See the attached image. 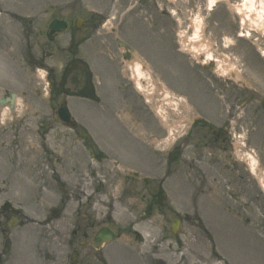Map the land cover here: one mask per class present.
Returning a JSON list of instances; mask_svg holds the SVG:
<instances>
[{
	"label": "rangeland",
	"instance_id": "1",
	"mask_svg": "<svg viewBox=\"0 0 264 264\" xmlns=\"http://www.w3.org/2000/svg\"><path fill=\"white\" fill-rule=\"evenodd\" d=\"M239 1L218 0L208 10L207 0H0V95L4 89L17 92L13 114L33 127L51 118L61 99L75 121L69 133L52 127L49 135L58 142L50 145L48 161L40 153L35 165L25 158L33 129L7 134L12 157L24 161L10 179L12 188L26 180L38 184L32 188L36 200L28 201L29 191L18 197L23 214L39 220L32 234L16 229L8 264H72L73 253L74 264L80 258L88 264H264V188L256 176L264 175V31L245 35L232 9ZM253 3L258 8L259 0ZM197 13L212 57L223 55L234 67L228 76L219 75L204 55L195 59L181 48L179 34H192L189 19ZM54 17L71 27L51 37L46 28ZM79 17L85 21L71 32ZM72 33L85 41L69 44ZM117 39L137 52L145 75L139 77L142 91L126 66L136 59L121 56ZM71 54L82 58H67ZM71 59L86 62L95 92L106 98L102 105L79 97L49 98L47 78L58 81ZM73 75L78 76L67 73L68 89ZM150 87L152 101L145 94ZM26 100L27 107H20ZM156 101L166 118L154 110ZM1 114L4 120L13 115ZM196 116L225 130L226 150L197 143L200 130L184 139ZM83 131L86 143L107 158L90 157ZM180 138L178 159L174 149ZM61 151L65 164L53 166L51 157ZM1 164L13 167L5 159ZM174 218L181 220L175 235ZM128 223L141 240L121 236L98 252L79 246L78 231L86 225L93 232Z\"/></svg>",
	"mask_w": 264,
	"mask_h": 264
},
{
	"label": "flooded vegetation",
	"instance_id": "2",
	"mask_svg": "<svg viewBox=\"0 0 264 264\" xmlns=\"http://www.w3.org/2000/svg\"><path fill=\"white\" fill-rule=\"evenodd\" d=\"M68 28L70 29V25ZM78 31L79 30H77L76 28H71V32H78ZM81 37H85V36L79 35V38H77L76 34H74L72 37L69 38V44L77 42V44L73 45L77 47V45L80 42L85 41V38H81ZM123 55L126 58H129L128 52L124 53ZM67 58H82V57L73 56L71 54ZM68 67L69 68L65 70L63 76L61 75L58 81H55L54 75H52L51 78L50 77L47 78L49 81V88H48L49 90L48 94H50L49 98L50 96L51 98H54L57 96L71 97L72 95L73 96L75 95V96H80V98L82 99L86 98V99L94 100L99 105H102V101L104 99L106 100V98L105 96L101 95V93L98 95V93L95 92V89L93 88V84L90 79L92 74L90 71H88L86 62L82 60L71 59L69 61ZM70 72L71 73L74 72L78 76L73 75V77L71 78V80L73 81V87L68 89L67 87H65V85L68 83L67 81L69 80L67 73ZM74 78H78L79 83L74 81L75 80ZM6 91L7 90L4 89V92L2 93L1 96H4L6 94ZM28 100L32 101L33 99L32 97H30ZM28 100H26L25 103L21 104L22 108L27 107V104L29 103ZM59 106L67 107V104L64 99L59 100L58 103L51 108V112H52L51 118L43 119L42 121H40V123L36 124L35 127L31 126L32 125L31 122L27 123L22 118L19 119L18 123H11L9 125L7 123L11 122L12 120H0V264H8V262H10L11 257L14 256L12 246L16 241V232H17L16 229L26 227L30 229V234H32V231H37V226L39 223V220H37V216L34 217L32 215L23 214L22 206L20 205V203L21 204L23 203V199L18 197L20 196L19 192L23 191L26 193L27 191H29L31 196H28V201L30 199L36 200L35 194H33V192L36 191V189L32 191V188L37 187L38 184H32L28 180H26V182H23L24 184L21 183L23 185V188L22 185H19L18 189L12 188L13 183L10 182V179H12L13 177L15 178L16 174L22 170L19 169V167L24 163V161L23 163H20L18 162V160H16V157H12L14 155L11 154L12 149H11V145H9L7 142L8 139L7 134L11 133V135H13L14 132L16 133L22 130L27 131L29 133L33 129L34 134L33 137L31 138V144L29 147L30 151L28 152V154H26L25 158H28L30 156L31 159L29 161H31V163L35 165L37 161H40L39 154L41 153L43 155L41 159L45 157L44 161L47 162L48 156L51 155L50 145L54 147L58 142L55 136L49 135L51 129H53L52 127L56 126L59 130L61 129L63 132L68 131L69 133L72 125L75 123V121L72 119H69L68 122H63L59 119L57 113V109ZM189 129L186 131V134H184L185 135L184 139H186L190 135L189 132L191 130H192L191 133L194 130H200L201 136L199 137V140L196 141L197 143H202L205 147H207V145L209 146L211 145L215 149L226 150V132L224 129L217 131L213 129L212 125L208 121H198L195 126L191 125ZM68 133H64V134L66 136H69ZM179 136L182 137L181 134ZM87 140L88 137H86V139L83 140L84 149L92 150L94 154V159L96 160L105 159L106 155L100 152L95 146L88 145L86 143ZM182 146H183V138H180L179 142L176 144V147L174 149L178 159L180 157V154H182L181 152ZM27 148L28 146H26V149ZM101 149L103 150L104 148ZM6 155H11V156H6ZM63 155H65L64 151L59 152L57 155H53L51 157V164L53 166L54 165L62 166L63 163L65 164ZM3 159H5L7 162H10L13 167H8V169H4L3 168L4 166L1 164V162H3ZM12 162L14 163L15 166L13 165ZM53 173L54 171L52 170V175H50V180L54 176ZM42 176L44 180V177H46L45 174L43 175L42 173ZM37 180L39 181V178H37ZM39 186L42 187V189L47 188L46 184L45 185L40 184ZM16 191L17 193L15 194ZM36 196H38V194ZM25 208H26V212L27 209H30L29 206H26ZM30 211H33V209H30ZM123 227L127 229L125 237H127V239L130 242L132 238H135L136 240H140L139 233L135 230L134 224L131 223L125 224L123 225ZM118 228L119 226L115 227L114 229L109 228L110 230L113 231L115 239H119L121 237L118 236V232H119ZM97 230L93 232L90 231V227H88V225L84 226V229L80 228L78 231L79 235H81V239L79 240V246L87 247L86 245H89L92 247L94 251L96 252L101 251L104 245L101 246L100 248H96L94 247L93 244V240H94L93 238ZM72 234L76 235L77 230L73 229ZM71 237L72 235H69L70 239ZM35 244L36 243H34V245ZM78 260L80 261H77L78 263L75 264H88L86 259L80 258Z\"/></svg>",
	"mask_w": 264,
	"mask_h": 264
},
{
	"label": "bare ground",
	"instance_id": "3",
	"mask_svg": "<svg viewBox=\"0 0 264 264\" xmlns=\"http://www.w3.org/2000/svg\"><path fill=\"white\" fill-rule=\"evenodd\" d=\"M217 1L218 0H207V9L210 10ZM254 1L255 0H240L236 5H234V7H232L233 11L239 16L240 26L246 29L245 35H249V30H254L259 33L264 31V0H259L258 8H255L253 3ZM189 22L191 25L192 34L189 36L184 32L179 34L181 48L189 52L195 59H198L199 55H204V61H210L212 66H215L217 73L221 76H228L230 73H232L234 71V67L227 60V58H223V55H221L222 58H213L211 52H209L208 48L210 43L208 40H206V37L203 33V19L201 15L197 13L189 19ZM134 59L136 60H134L132 63H128L126 66L128 69H130L131 79H133L136 89L142 91V85L139 82V77H145L144 73L142 72L143 70L140 68L142 63L137 61L138 56H136ZM145 94L146 98L152 101V87H150L149 90H146ZM165 96L167 97L165 100L166 103L170 104L172 107V101L170 100L167 92ZM174 107L177 108L176 106ZM164 108L165 107L163 104L160 105V103L156 101V107H154V110H156V112L161 116L160 118H166L165 111H163ZM177 126L179 125L177 124ZM171 137L172 129L171 127H168V136L165 138V141L167 143L171 142ZM248 162L251 167H254L256 164L255 159L250 155H248ZM256 176L264 188V175L257 174ZM116 190L120 194V190H118V188Z\"/></svg>",
	"mask_w": 264,
	"mask_h": 264
},
{
	"label": "water",
	"instance_id": "4",
	"mask_svg": "<svg viewBox=\"0 0 264 264\" xmlns=\"http://www.w3.org/2000/svg\"><path fill=\"white\" fill-rule=\"evenodd\" d=\"M66 27V22L64 20H61V19H53L50 21L49 25H48V32L49 31H53L54 33H57L61 30H63L64 28ZM120 45H122L124 48L127 49V46L123 43H119ZM132 51V49H131ZM12 98H13V95H11ZM12 101V100H11ZM62 112V118L63 119H66L68 117V114L66 113V111H61ZM172 230L174 231L175 228H176V225L173 224L172 225ZM112 237V233H110L106 228H103L101 229L98 233H97V236L95 237L94 241L96 243H100V241L102 240H106L108 238H111Z\"/></svg>",
	"mask_w": 264,
	"mask_h": 264
}]
</instances>
